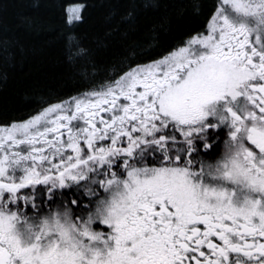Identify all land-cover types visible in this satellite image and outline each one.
<instances>
[{
  "label": "snow or ice",
  "instance_id": "6c2138e0",
  "mask_svg": "<svg viewBox=\"0 0 264 264\" xmlns=\"http://www.w3.org/2000/svg\"><path fill=\"white\" fill-rule=\"evenodd\" d=\"M92 67L0 124V264H264V0Z\"/></svg>",
  "mask_w": 264,
  "mask_h": 264
},
{
  "label": "trees",
  "instance_id": "16d2710c",
  "mask_svg": "<svg viewBox=\"0 0 264 264\" xmlns=\"http://www.w3.org/2000/svg\"><path fill=\"white\" fill-rule=\"evenodd\" d=\"M217 3L0 0V124L25 116L43 100L88 87L91 80L83 74L93 72L92 64L99 80L106 69L126 57L147 62L204 27ZM133 5L132 17L124 19ZM75 6L80 7L82 19L69 22L68 10ZM79 49L88 57L69 59L70 51Z\"/></svg>",
  "mask_w": 264,
  "mask_h": 264
},
{
  "label": "rangeland",
  "instance_id": "374dc122",
  "mask_svg": "<svg viewBox=\"0 0 264 264\" xmlns=\"http://www.w3.org/2000/svg\"><path fill=\"white\" fill-rule=\"evenodd\" d=\"M238 2L243 3V2H246V0H238ZM75 8H80V7L75 6V7H71V8H69V10H68V14H67V15H69V19H70V16H71V12H72V10L75 9Z\"/></svg>",
  "mask_w": 264,
  "mask_h": 264
},
{
  "label": "flooded vegetation",
  "instance_id": "af4514ba",
  "mask_svg": "<svg viewBox=\"0 0 264 264\" xmlns=\"http://www.w3.org/2000/svg\"><path fill=\"white\" fill-rule=\"evenodd\" d=\"M222 143V142H221Z\"/></svg>",
  "mask_w": 264,
  "mask_h": 264
}]
</instances>
